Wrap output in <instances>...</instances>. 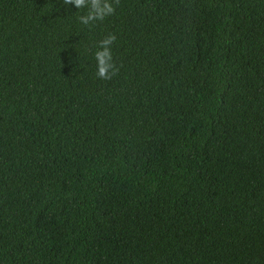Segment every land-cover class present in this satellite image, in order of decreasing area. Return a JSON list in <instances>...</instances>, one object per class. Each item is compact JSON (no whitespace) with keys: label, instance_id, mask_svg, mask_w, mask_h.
<instances>
[{"label":"trees","instance_id":"16d2710c","mask_svg":"<svg viewBox=\"0 0 264 264\" xmlns=\"http://www.w3.org/2000/svg\"><path fill=\"white\" fill-rule=\"evenodd\" d=\"M85 12L0 0V264H264V0Z\"/></svg>","mask_w":264,"mask_h":264},{"label":"clouds","instance_id":"9594fccd","mask_svg":"<svg viewBox=\"0 0 264 264\" xmlns=\"http://www.w3.org/2000/svg\"><path fill=\"white\" fill-rule=\"evenodd\" d=\"M63 4L74 5L78 9H86L84 14L78 16V20L84 26H91L114 15L120 0H63ZM116 39V35L111 33L97 42L94 57L97 62L96 75L101 79L109 80L119 72L112 52V45Z\"/></svg>","mask_w":264,"mask_h":264}]
</instances>
